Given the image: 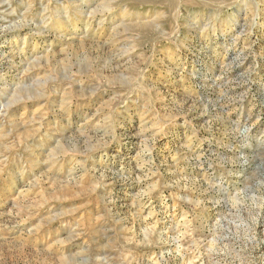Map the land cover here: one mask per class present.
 <instances>
[{
	"label": "rangeland",
	"instance_id": "rangeland-1",
	"mask_svg": "<svg viewBox=\"0 0 264 264\" xmlns=\"http://www.w3.org/2000/svg\"><path fill=\"white\" fill-rule=\"evenodd\" d=\"M0 264H264V0H0Z\"/></svg>",
	"mask_w": 264,
	"mask_h": 264
},
{
	"label": "bare ground",
	"instance_id": "bare-ground-1",
	"mask_svg": "<svg viewBox=\"0 0 264 264\" xmlns=\"http://www.w3.org/2000/svg\"><path fill=\"white\" fill-rule=\"evenodd\" d=\"M211 256V255H210ZM209 257V256H208ZM212 260V259H211Z\"/></svg>",
	"mask_w": 264,
	"mask_h": 264
}]
</instances>
